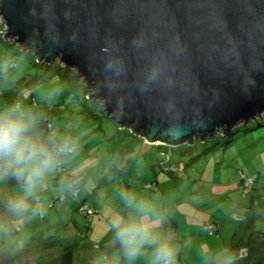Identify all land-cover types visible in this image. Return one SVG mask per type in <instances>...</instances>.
Returning a JSON list of instances; mask_svg holds the SVG:
<instances>
[{
    "label": "water",
    "instance_id": "95a60500",
    "mask_svg": "<svg viewBox=\"0 0 264 264\" xmlns=\"http://www.w3.org/2000/svg\"><path fill=\"white\" fill-rule=\"evenodd\" d=\"M0 18L11 45L79 76L148 143L228 137L264 115V0H0Z\"/></svg>",
    "mask_w": 264,
    "mask_h": 264
},
{
    "label": "rangeland",
    "instance_id": "374dc122",
    "mask_svg": "<svg viewBox=\"0 0 264 264\" xmlns=\"http://www.w3.org/2000/svg\"><path fill=\"white\" fill-rule=\"evenodd\" d=\"M3 31L4 27L0 21V91L3 93L0 95V107L20 102L32 109L38 117L48 112L52 115L50 132L54 129V138L57 140L69 138L75 143L77 150L72 155L74 161L64 166L62 172L63 174L81 173L82 190L75 198V202L71 200L70 192H68L67 199L63 202L71 203V208L63 209L76 214L81 221V227L85 225L86 220L76 211L80 193L89 192L90 195L94 193L93 196H104L109 204L110 209L104 211V220L96 224V232L93 234L96 238L101 227L111 230L110 225L117 212H124L121 193H127L129 187V193L142 195L143 191H140V187L145 182L151 181L157 184L158 192L144 189L150 194L158 196L159 189L162 191L164 187H168L167 192L172 199L178 197L177 200L184 198L187 200L190 206L187 209L188 213L180 205L171 204L172 208H176L171 216L180 220L178 224L180 233H186L183 223L191 221L189 218L183 219V213L187 217L192 216L194 221L212 217V220L220 224L219 236L206 234L203 236L219 238L229 243L228 239L236 235L234 233L239 235L246 233V239L254 250L252 246L256 243L254 237L256 232L253 230H256L257 226L264 225L262 205L264 201V119L262 116L264 115L247 124L237 125L229 143H226V136L218 133L202 141L195 138L191 144L187 142L174 146L162 145L163 143L150 144L127 128L119 127L116 122L108 119L100 103L89 98L88 94L85 95L79 76H65L63 69L56 61L53 66L37 64V57L34 54H24L19 48L4 43ZM32 96L36 98L37 109L29 104ZM257 119H262L260 125L256 123ZM175 162L178 169L175 172H168L166 170L168 166ZM127 165L129 167H126ZM239 171H242L245 177L258 174L250 192L252 195L240 179ZM9 178L10 175L0 179V217L6 219L8 212L4 207V200L8 187L3 182L9 181ZM137 187L139 192L135 191ZM38 190L40 192L41 188ZM40 194L35 196L36 200L33 201L35 208L33 214L38 217L43 210L45 217L38 219L43 234L47 235L48 232L53 234L58 230L64 233L63 228L73 231L74 224L69 216L62 218L63 212H60L61 217L58 212H55L63 205V202L55 200L54 207L48 208L44 193ZM253 198L258 201L252 210L255 218L249 217L250 203ZM260 199L263 201H259ZM37 202L44 204L42 209L35 207ZM118 205L120 208L112 211V208L115 206L118 208ZM165 207H168V203H165ZM45 208L47 209L44 210ZM16 218H18L16 223L22 226L20 216ZM56 218L58 219L55 222ZM91 224L92 221H89V229ZM76 234L80 233L76 232ZM1 235L0 232V237ZM17 236L18 234L12 235L10 239ZM6 238L8 240V236ZM259 241H264V237ZM30 244L29 240L26 243L20 242L18 245L26 248L27 251L29 247L31 251ZM4 245L5 248L0 249V264H14L11 255H18L17 250L12 248V245L10 247L7 244ZM218 246L221 254H215V257L220 262L225 250L221 243ZM263 246L261 251L264 249ZM90 247V250L76 248L72 252L75 263H88L94 256L98 259L102 258L92 246ZM53 249L54 247L50 248L49 252ZM141 259L145 262V257ZM177 261L179 260L176 257V263Z\"/></svg>",
    "mask_w": 264,
    "mask_h": 264
},
{
    "label": "clouds",
    "instance_id": "9594fccd",
    "mask_svg": "<svg viewBox=\"0 0 264 264\" xmlns=\"http://www.w3.org/2000/svg\"><path fill=\"white\" fill-rule=\"evenodd\" d=\"M38 116L26 105L15 102L0 107V179L12 175L21 185V194L9 198L4 207L13 216L30 211L29 198L41 182L60 166L63 157L77 150L69 139L46 137L37 130ZM167 135L179 138L182 131L167 129ZM124 212L111 222L113 243L119 245L126 264H176L177 246L171 232L164 229L165 215L154 201L134 193H121ZM220 264H234L242 253L223 252ZM96 264H104L97 261Z\"/></svg>",
    "mask_w": 264,
    "mask_h": 264
},
{
    "label": "crops",
    "instance_id": "0c3cea01",
    "mask_svg": "<svg viewBox=\"0 0 264 264\" xmlns=\"http://www.w3.org/2000/svg\"><path fill=\"white\" fill-rule=\"evenodd\" d=\"M47 100V99H46ZM74 156L68 157L67 161L65 162V166L68 165V163L72 164L74 161ZM76 159V158H75ZM151 182V181H147ZM146 183V182H145ZM2 184V183H1ZM3 184L8 187V192L5 196V202L16 195L21 194V185L16 180V178L12 175H10L9 181L3 182ZM91 185H93L91 183ZM86 186V184H85ZM158 187V186H157ZM39 188H41V191L38 192ZM161 188V186H160ZM129 187L127 188V193H129ZM82 190V188H81ZM71 191V186L66 182L59 183L55 180L54 172L49 174L42 182L41 184L36 188L34 191L32 197L29 198V207L33 211H30L29 213L20 216L19 219L22 221V226H19V224L16 223V216H13L8 213V218L0 217V221H3L0 223V232L1 237L0 240H3L0 242L2 245H0V249L3 250L5 248L4 244L9 245V247L12 245V248L17 250L18 254H26L29 255V260H35V263L44 262L50 259L51 257L57 255L61 250H63L64 247L68 246L72 249V252L79 248L81 250H90V246L93 247L94 245H98L99 248L96 250L98 254L102 256V258H97L94 256V258L90 259L88 263L84 262V264H96L97 261H103L104 264H126V260L122 254V251L119 248V245L116 243H113V233L112 230H108L106 227H101L98 233V237L94 238L93 234L96 232V224L101 223L104 220L105 216V209H110L109 204L106 201V198L104 196H93L94 193L91 195L89 192L80 193V198L78 203L76 204V207L79 205L80 202L86 201L90 206H92L94 209L98 210L100 218L96 219L93 217L91 228L87 226L84 230V227H81V221L78 218L76 214L69 213L70 211H64V207L71 208V203L67 204L63 202V205L60 209L55 212H58L59 217L62 216V218L66 217L67 215L70 218V221L74 224L73 231H69L66 228H63L64 233H61L59 230L56 233L48 232L47 235L43 234L40 223L38 222L39 216L37 217L33 213H35V208L33 206V201L36 200L35 196L41 195L40 193H44V200L49 201H55L58 196L62 194H68V192ZM136 192H139V187L135 189ZM140 191L143 193L142 195L136 193L137 196L150 199L154 201L157 208L164 213L165 215V224L164 229L166 231L171 232V234L174 237V243L177 246V255L179 261H177L176 264H196L198 262H203L206 264H220L218 260H216L215 254H221V250L219 249V243L223 245L224 247L232 246L233 244H238V241L240 238H243V240H246L247 234H241L234 233L236 235L231 236L229 243H226L225 241L221 239H215L210 237L203 236L204 234L201 233L202 225L205 222H216L212 220V217H204L201 220L198 219L196 221L193 220V217H187L185 213H183V219L189 218L191 219L188 223H183L186 233H180L179 229V222L180 220L178 218L172 217L171 213L173 211H176V208H172L171 204L175 203V205H180L184 210L187 211V209L190 208L187 204V200L181 199L177 200L172 199L170 197V193H168V187H164L161 191L159 189L158 196L150 194L145 191L144 188L140 187ZM38 192V193H37ZM67 192V193H66ZM158 192V191H157ZM84 195V196H83ZM93 196V197H92ZM43 201V200H42ZM76 200H74L75 202ZM165 203H168V207H165ZM43 204V203H42ZM44 205V204H43ZM117 206V205H116ZM113 207L112 211H116L120 208V205L117 207ZM54 205L52 206V208ZM49 208V207H48ZM167 209L166 211L164 209ZM45 208L44 210H46ZM51 211V210H49ZM48 211V212H49ZM125 211V210H124ZM60 212L61 216H60ZM185 212V211H184ZM188 213V211H187ZM182 216V214H180ZM179 216V217H180ZM45 217V214L43 215V218ZM107 218V217H106ZM58 218H56L55 222ZM100 220V221H99ZM99 221V222H98ZM219 223V222H218ZM57 224V223H56ZM57 227H60L59 225H56ZM79 227V228H78ZM262 227V226H261ZM264 227V226H263ZM79 230V231H78ZM232 231V230H231ZM76 232L82 233L84 232L83 238L80 237H74V235H77ZM18 234L17 237L10 239V236ZM8 236V240L7 237ZM243 236V237H242ZM31 241V251L28 247V251L26 248L18 245L20 242H28ZM73 241V242H72ZM89 244V245H88ZM54 247V249L49 252V249ZM225 250V249H224ZM235 251V250H234ZM5 252V251H4ZM230 252V251H229ZM233 253V252H232ZM219 254V255H220ZM99 257V256H98ZM103 259V260H102ZM73 264H79V262L75 263L73 259ZM137 264H147V257H145V262L140 259L137 261Z\"/></svg>",
    "mask_w": 264,
    "mask_h": 264
},
{
    "label": "trees",
    "instance_id": "16d2710c",
    "mask_svg": "<svg viewBox=\"0 0 264 264\" xmlns=\"http://www.w3.org/2000/svg\"><path fill=\"white\" fill-rule=\"evenodd\" d=\"M4 40H5L4 43H8V41H9V40H7L5 38H4ZM9 42H10V44L12 43L11 41H9ZM23 52H26V51H23ZM37 62H38L37 64H39L41 66H43V65L44 66H53V64H54L55 61L53 63H51V64H48V63L40 62L37 59ZM2 94L3 93H1V91H0V95H2ZM87 94H89V92H88V90H85V95H87ZM46 101H48V100H46ZM29 104H30V106L32 108H36L37 109L38 104H37L36 98L34 96L31 97ZM51 116L52 115L50 113L46 112L45 114H43L40 117H38L37 130L41 134H43L44 136H46V137H48V136L51 135V136H53L52 138H54V134H55L54 129H52V131L50 132L51 122H52ZM262 117L264 119V116H262ZM261 120L262 119H257L256 120V123H258V125H260V121ZM236 128L237 127H235V128L232 129L230 135L226 138V143H229L231 141V135L234 133L233 130L236 129ZM150 144H152V143H150ZM159 145H161V144H159ZM162 145H166V144L163 143ZM80 150H81V148H80ZM73 154L74 153L68 155L67 157H63L62 160H61L60 166L57 167L55 169V171H54V175H55V180L56 181H58L59 183L68 181V183L70 184V186H71V191H70L71 200H75V198L78 197V194H79V192L81 190L80 188L82 187V184H83V176H81V173L76 172L74 174H71L70 172H68V173L63 174V172H62V170H63V168L65 166V163L64 162H66L65 159H67L68 157H71ZM81 154H84V153H81ZM176 163L177 162L172 163L174 166H176V169L175 170H168V169H166V167L164 166V164H162V166L168 172H175L178 169V166L176 165ZM126 167H129V166L127 165ZM240 172L243 173L242 171H240ZM257 177H258V174H256V173L253 174V183L250 186V188H248L249 194H251L250 192H251V190L253 188L254 181H255V179ZM146 184H151V187H146L145 186ZM142 188L148 189L150 191H155V192L158 191V187H157V184L155 182H146V183H144V185L142 186ZM74 190H77V193L75 195H74ZM61 196H63V198H61ZM66 199H67V195L66 194H62V195L58 196V198L56 200L59 201V202H63ZM259 201H263V200L260 199ZM40 203H41V207L40 208L42 209L43 208V204H42V202H40ZM255 203H258V201H257L256 198H253L251 200V203H250L251 212H250V216L249 217L255 218L254 213L252 212ZM53 204H54V201H49L48 202V207H52ZM82 204H86L87 206L91 207V209H93V213L90 214L89 216H86L83 212H81L79 210V206L82 205ZM262 205L264 207V201L262 202ZM40 208H37V209H40ZM76 211H77V213L82 214L83 217L86 220V223H85V225L83 227H85V226L87 227L88 226V222L91 221V219H93V217L97 216L98 218H100L98 210L94 209L86 201L80 202L79 205L76 207ZM38 216L40 218H43V210H41V215H38ZM207 223L214 224L215 229H214L213 232L212 231L209 232V231H206L204 229V226ZM263 226L264 225L257 226V227H255L256 230H253V231L256 232V236L254 235V237L256 238V243H254L252 247L257 252L256 255H255L256 252H254V250L251 249V245L248 242L249 241L248 239L243 240V238H240L239 241H238V244H235V245L233 244L232 246H229V247L226 246V247H224L225 250H228L230 252H233V253H242L243 254V259L235 260L234 261V264H264V254H263V250L264 249L261 251V248H262L261 246H263V242L264 241H259L260 239H262L264 237V227ZM219 232H220V224L218 222H205L202 225V228H201V233L204 234V235L206 234V235L219 236ZM77 236L80 237V238H83L84 237L81 232H80V234H77ZM248 237H250V236H248ZM94 248L96 250H98L99 246L98 245H94ZM11 258H12V262L14 264H73V253H72V249L70 247H68V246L64 247L63 250H61L57 255L51 257L50 259H48L47 261H44V262L35 263L34 262L35 260L34 261L33 260H29L30 257H29V255H26V254H18L16 256H12L11 255Z\"/></svg>",
    "mask_w": 264,
    "mask_h": 264
},
{
    "label": "built area",
    "instance_id": "2783aa9c",
    "mask_svg": "<svg viewBox=\"0 0 264 264\" xmlns=\"http://www.w3.org/2000/svg\"><path fill=\"white\" fill-rule=\"evenodd\" d=\"M174 165H169L168 166V170H175L176 168H173ZM175 167V166H174ZM239 175H240V179L243 181V184L246 188H250V186L252 185L253 183V175L250 176V177H245V175L243 173H241L240 171L238 172ZM146 187H151V184H146L145 185ZM77 193V190H74V195ZM61 198H63V196H61ZM35 207L37 208H40L41 207V203L40 202H37L35 204ZM79 210L81 212H83L86 216H89L90 214L93 213V209H91V207L87 206L86 204H82L79 206ZM39 215H41V212L39 213ZM204 229L206 231H209V232H213L214 229H215V226L214 224H210V223H207L205 224L204 226Z\"/></svg>",
    "mask_w": 264,
    "mask_h": 264
}]
</instances>
